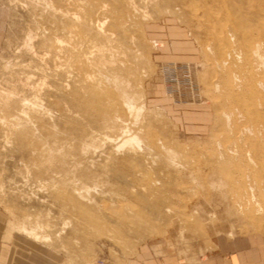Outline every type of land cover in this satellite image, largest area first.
I'll return each mask as SVG.
<instances>
[{"label": "rangeland", "instance_id": "374dc122", "mask_svg": "<svg viewBox=\"0 0 264 264\" xmlns=\"http://www.w3.org/2000/svg\"><path fill=\"white\" fill-rule=\"evenodd\" d=\"M162 28L193 52L172 84L179 101L208 105L206 132L152 103L171 89L158 58L169 44L152 38ZM263 174L264 0H0L9 234L25 228L64 264L121 262L145 241L199 259L221 235H264Z\"/></svg>", "mask_w": 264, "mask_h": 264}, {"label": "crops", "instance_id": "0c3cea01", "mask_svg": "<svg viewBox=\"0 0 264 264\" xmlns=\"http://www.w3.org/2000/svg\"><path fill=\"white\" fill-rule=\"evenodd\" d=\"M159 31L163 32L164 35H152V38H156L158 42L165 40L169 44L167 51H164L160 46L158 47V50H160L158 58L164 67L166 83L171 84L168 87L171 88L172 93L169 90L166 93L165 88L161 87L164 92L160 93L159 88L157 97L152 100V103L162 104L167 113L186 132L193 134L206 132L211 122L208 105L199 101L196 103L179 101L177 99L179 93L176 94V89L172 84L173 74L175 73L174 68L177 70L179 65H183L182 61L195 58L192 57L193 52L187 49L188 46L186 45L183 46V49L175 50L173 39L166 34L165 28ZM185 33V36L177 37L175 40L187 43L190 39L187 37L186 31ZM178 62L181 64H178ZM166 67L169 71L165 70ZM162 96H165L167 100H162ZM16 232L13 231L9 234L8 222L5 225L4 220H0V264H64L62 259L48 251L47 248L39 246L30 237L22 235L21 232ZM9 240H12L11 245L14 249L12 256L8 251L11 246L6 243ZM216 245L217 248L214 251H210V253L199 259H191L176 248L164 249L153 242L145 241L140 243L133 253L121 262L110 261L109 264H264L263 234L254 232L233 237L221 235L218 237ZM95 264L106 263L97 261Z\"/></svg>", "mask_w": 264, "mask_h": 264}, {"label": "bare ground", "instance_id": "6f19581e", "mask_svg": "<svg viewBox=\"0 0 264 264\" xmlns=\"http://www.w3.org/2000/svg\"><path fill=\"white\" fill-rule=\"evenodd\" d=\"M87 6V5H86ZM106 8V7H105ZM104 8V9H105ZM99 12V11H98ZM129 19V18H128ZM83 21H85V20H83ZM106 22V21H105ZM85 23V22H84ZM90 23L92 24V22L90 21ZM122 24V23H121ZM126 25V24H125ZM97 26V25H96ZM121 27H122V25H121ZM123 27H124V25H123ZM122 27V28H123ZM100 30H101V28H100ZM89 32V31H88ZM88 38H89V36H88ZM87 39V38H86ZM84 42V41H83ZM92 45V44H91ZM96 48V47H95ZM100 48V47H99ZM98 48V49H99ZM94 49V48H93ZM102 49V48H101ZM259 49H260V46L255 50L256 52H257V55L258 56H260L261 54H259ZM95 50V49H94ZM96 50H97V48H96ZM107 51V50H106ZM252 52H254V51H252ZM97 53V52H96ZM101 53V52H100ZM108 53V52H107ZM91 55V54H90ZM112 55V54H111ZM229 56V55H228ZM261 57V56H260ZM87 58V57H86ZM91 58V57H90ZM228 58V57H227ZM259 58V57H258ZM89 59V58H88ZM100 59H101V57H100ZM78 60V59H77ZM102 60H103V58H102ZM86 61H88V62H90L89 60H86ZM110 61V60H109ZM113 61V60H112ZM262 61V60H261ZM98 62H100V60L98 59ZM104 63H105V61H103ZM107 62V61H106ZM95 63V62H94ZM73 64V63H72ZM80 64V63H79ZM96 64V63H95ZM100 63H98V65H99ZM108 64V63H107ZM113 64V63H112ZM112 64H110V65H112ZM257 64V63H256ZM261 64H262V62H261ZM105 65V64H104ZM100 66H102V65H100ZM100 66H97V68H99ZM261 66V65H260ZM86 67H88V65L86 64ZM262 67V66H261ZM96 68V67H95ZM89 69H90V67H89ZM93 69V68H92ZM259 69V68H258ZM119 73V72H118ZM115 77V76H114ZM119 78V77H118ZM124 78V77H123ZM87 80V79H86ZM89 80V79H88ZM111 80H113V77H112V79ZM121 80V79H120ZM120 80H118V81H120ZM117 80L115 81V83L116 82H118ZM111 83V82H110ZM261 83V82H260ZM91 84H93V83H91ZM112 84V83H111ZM97 85L98 84H96L95 85V83H94V86H96L97 87ZM114 85V84H113ZM100 86V85H99ZM122 86V85H121ZM119 87V86H118ZM117 88V87H116ZM97 89V88H96ZM101 90V89H100ZM116 90V89H115ZM115 90H113V91H115ZM99 91V90H98ZM118 97L120 98V99H118ZM118 97H117V99L118 100H123V103L126 105V107L128 108V110H129V112H131L132 114L134 113L135 114V116H136V118H138V116H140V114L143 112V110H144V108H137L134 104V102H133V99H131L132 98V96H130V94L127 92V90L125 89V87H123L122 89H120V91H119V93H118ZM112 103V102H111ZM124 105V106H125ZM125 107V108H126ZM111 109V108H110ZM113 110V109H112ZM111 119H113V118H111ZM115 120V119H114ZM105 121V120H104ZM112 121V120H111ZM109 123V122H108ZM123 123V122H122ZM121 123V124H122ZM125 123V122H124ZM126 124V123H125ZM120 127V126H119ZM259 129V128H258ZM123 131V130H122ZM124 131H125V129H124ZM127 131V130H126ZM125 131V132H126ZM246 132V131H245ZM261 132V131H260ZM129 132L127 131V134H128ZM124 134V133H123ZM258 134V133H257ZM260 134V133H259ZM259 136V135H258ZM132 137V136H131ZM259 138V137H258ZM259 140V139H258ZM128 142H132V143H135L136 145H140L141 143H140V141L137 139V137H134V138H131V139H129L128 141H127V143ZM261 142V141H260ZM125 144V143H124ZM250 152H248V154H249ZM256 155H257V152L255 153ZM250 155V154H249ZM255 155V156H256ZM259 156H260V154H259ZM243 160V159H242ZM244 161V160H243ZM251 162V161H250ZM254 164V163H253ZM251 166V165H250ZM257 167H258V165H256ZM245 169H247V168H245ZM263 172V171H262ZM249 177H250V174L248 175ZM263 176H264V174H263ZM160 206V204H158V206L157 207H159ZM263 209V208H262ZM256 210V209H255ZM258 214V213H257ZM15 229H17V230H19V231H21V232H26L27 230L25 229V228H20V227H15ZM31 233V235H35V236H37V234H36V229H32V232H30Z\"/></svg>", "mask_w": 264, "mask_h": 264}]
</instances>
